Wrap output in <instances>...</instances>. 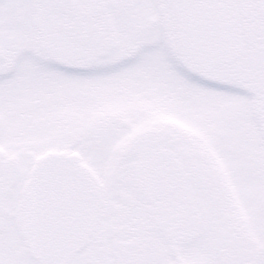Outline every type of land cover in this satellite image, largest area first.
Returning a JSON list of instances; mask_svg holds the SVG:
<instances>
[{"label": "snow or ice", "instance_id": "6c2138e0", "mask_svg": "<svg viewBox=\"0 0 264 264\" xmlns=\"http://www.w3.org/2000/svg\"><path fill=\"white\" fill-rule=\"evenodd\" d=\"M253 0H10L16 18L0 4V142L8 103L13 94L41 92L96 94L101 102L88 119L105 117L76 145L60 144L18 180L22 191V228L26 244L38 257L36 264H88L77 260V250L93 235L108 239L101 222L114 214L105 199L107 173L92 154L93 145L109 144L115 135L107 119L123 109L121 94L139 95L154 90L173 106L174 115L193 132V143L175 152H162L172 141L163 131L141 127L116 147L121 161H134L132 175L151 202L176 192L190 179L192 187H206L199 167H185L195 146L227 194L242 195L244 180L233 156L234 113L220 110L225 101H237L235 88L220 87L214 78L246 74L264 122V28L250 41L258 50L255 62L237 67L242 54L237 7ZM264 7V0H256ZM75 6L103 15L65 31L49 21L60 7ZM162 16L152 14L156 8ZM211 96L213 101L203 98ZM242 166V165H241ZM3 162L0 160V184ZM258 206L250 227L257 235V256L223 264H264V133L258 134ZM215 208L210 201L208 210ZM3 203L0 193V264H21L3 253ZM193 226L191 217L168 222L179 241ZM102 264H113L103 261ZM128 264H164L162 260H131ZM181 264H209L187 258Z\"/></svg>", "mask_w": 264, "mask_h": 264}, {"label": "flooded vegetation", "instance_id": "af4514ba", "mask_svg": "<svg viewBox=\"0 0 264 264\" xmlns=\"http://www.w3.org/2000/svg\"><path fill=\"white\" fill-rule=\"evenodd\" d=\"M3 8L13 19L16 18L10 0ZM75 8L71 6L72 10ZM53 11L48 14L52 17L50 23L66 31L76 24L96 20L98 15L90 14L85 20L81 13L77 18L58 19L55 23L56 13ZM153 14L162 16L164 13L157 7ZM235 18L242 50L237 67H241L255 62L258 56V50L251 46L250 41L258 40L264 28V7L253 0L247 7L238 6ZM213 83L235 88L241 94L239 102L225 100L219 107L234 113L228 123L232 131L231 146L236 149L233 159L244 180L243 194L236 195L231 191L226 194L216 182L215 173L209 170L207 158L193 146L185 167H199L204 172V190H195L191 180L185 179L176 192L159 202H151L132 175L134 161H121L116 144L113 148H116L118 157L115 166L111 167L104 192L105 199L114 206V214L103 220L100 228V231H109L111 235L108 239L91 236L76 252L77 260L88 264H102L109 260L113 264H128L131 260H162L164 264H181L184 259L195 258L209 264H223L229 260L257 256L258 239L250 225L258 206L256 153L258 134L264 133V122L246 74H226L222 78H214ZM78 95L82 100L79 105L96 107L101 102L93 93ZM76 97V93L66 95L59 92H41L36 96L13 94L8 103L3 140L0 142V160L3 162L0 184L4 216L3 253L21 264L37 262L28 252L23 235L22 191L18 180L21 171H30L45 155L51 154L60 144V139L65 145L83 143L90 131L103 120L89 126L81 136H76ZM203 98L214 100L211 96ZM117 102L129 108L127 111L122 109L128 115L149 118L147 126L139 125L136 129L146 127L172 136L170 143L161 146L162 152H175L193 143V132L174 115L171 102L158 92L146 90L139 95L124 92ZM109 120L115 126L116 140L131 137L136 130L128 126L126 114L119 121ZM210 201L215 202L211 211L208 210ZM177 217L181 221L191 217L193 223L179 241L173 239L168 227V222Z\"/></svg>", "mask_w": 264, "mask_h": 264}, {"label": "rangeland", "instance_id": "374dc122", "mask_svg": "<svg viewBox=\"0 0 264 264\" xmlns=\"http://www.w3.org/2000/svg\"><path fill=\"white\" fill-rule=\"evenodd\" d=\"M7 0H0V4L3 5V7L6 6ZM55 11H53L54 13ZM56 13V19H55V23H58V19H63V18H77L79 16V14L82 13V18H84L85 20H87V16H89L90 14L87 13L86 11L79 9V8H75V9H71V6H67V7H60L59 9H57ZM98 14L97 17L95 19H99V17H101L103 15L100 13H96ZM153 14V13H152ZM49 19H52L51 16H48ZM93 21V20H92ZM91 22V21H90ZM88 21V23H90ZM61 29V28H60ZM64 30V29H63ZM66 31V30H65ZM79 93H76V106H75V126H76V136L77 135H82V133L85 132V130H87V128L89 126H93L96 122H98L100 119H104L105 117L100 116L99 114L96 115V117L94 119H88L90 113L93 112V110L95 109V105H79V102H82L81 97H79L78 95ZM123 108L126 109V111L129 109L128 107L124 106ZM222 108L220 107V110L224 111ZM232 110V109H231ZM236 110V109H235ZM233 112V111H232ZM126 114L127 118H128V126L130 128H134L136 129L137 126H147L148 122H149V118H139L137 115H128L125 111L120 110L118 112H116L114 115L108 116L107 118L112 119V120H116L119 121L121 120L124 115ZM86 117V118H85ZM127 131L129 130V128L126 129ZM62 142V139H60ZM123 139H119L116 140L115 137H113L110 141L108 146L106 147L105 145H98V146H92V154L100 159L102 161V163L104 164L106 173H107V178H109L110 173H111V167L115 166L116 160H117V150H115L116 148H113L114 145H118L119 141H122ZM117 141L115 144L114 142ZM60 144H63L61 143ZM59 144V145H60ZM65 145V144H64ZM76 145V144H75ZM49 147H53V146H47V148ZM46 147H44L43 149H45Z\"/></svg>", "mask_w": 264, "mask_h": 264}, {"label": "water", "instance_id": "95a60500", "mask_svg": "<svg viewBox=\"0 0 264 264\" xmlns=\"http://www.w3.org/2000/svg\"><path fill=\"white\" fill-rule=\"evenodd\" d=\"M48 156H44V158H47ZM27 245V244H26ZM27 250L30 253L31 257H33L34 259H38V257L36 256L35 253H33V251L31 250V248L27 245Z\"/></svg>", "mask_w": 264, "mask_h": 264}]
</instances>
